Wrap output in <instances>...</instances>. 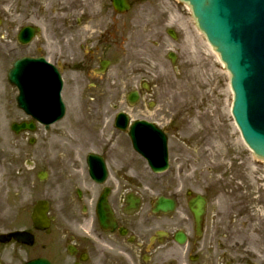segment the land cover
I'll return each mask as SVG.
<instances>
[{"label": "rangeland", "instance_id": "374dc122", "mask_svg": "<svg viewBox=\"0 0 264 264\" xmlns=\"http://www.w3.org/2000/svg\"><path fill=\"white\" fill-rule=\"evenodd\" d=\"M149 1L151 11L143 18L151 24L143 30L148 32L145 36L149 34L145 48L148 57L144 60L150 72L136 76L134 84L146 78L152 85L151 93L132 107L126 103L122 89L115 93L117 97L90 103L78 101L69 89L65 92L68 111L62 121L49 128L39 126L35 133L16 135L11 123L26 116L16 107L15 89L5 72L17 56L36 51L38 43L22 47L15 38L20 25L37 21L31 15L38 7L33 6L28 17L25 15L30 14V5L24 9L20 0H0V157H5L7 171L13 169L10 161L35 179L38 171H49L46 180L38 182L39 187L25 188L35 199L47 198L51 187H56L55 177L77 171L86 152L101 151V146L105 148L111 140L115 145L126 144L128 138L113 126L116 111L125 109L135 119L155 121L169 134L168 171L149 175L138 155L124 159L121 148L114 154L130 165L137 186L143 190L144 184H159L161 179L168 195H183L187 188L208 193L211 211L221 218L208 221L207 236L216 230L219 236L226 233L230 237V241L223 240L228 251L216 243L214 251L226 252L233 264H264V161L255 158L234 123L229 73L197 30L189 7L178 0ZM52 2L40 0L39 8ZM47 15L48 8L38 17L45 28ZM169 27L176 29L177 39L168 35ZM127 44L130 51V41ZM170 48L177 53L174 64L166 55ZM120 68L114 65L116 75H121ZM31 137H35L33 144L29 143ZM27 161H33L36 167L28 169Z\"/></svg>", "mask_w": 264, "mask_h": 264}, {"label": "flooded vegetation", "instance_id": "af4514ba", "mask_svg": "<svg viewBox=\"0 0 264 264\" xmlns=\"http://www.w3.org/2000/svg\"><path fill=\"white\" fill-rule=\"evenodd\" d=\"M137 1L131 0L133 8L139 10L136 15L119 14L111 0L55 1L47 47L35 54H43L58 68L64 82L63 96L70 89L69 93L81 100L117 97L113 90L119 85L110 77L112 66L104 73L100 70L104 62L112 65L120 58L119 50L129 40L133 51L143 49L147 31L143 32L141 14L145 6H138ZM29 5L32 8L34 0H28ZM123 59L129 64L139 60L131 54ZM119 71L123 76L129 74L124 66ZM122 150L124 159L131 158L128 145ZM96 153L105 160L106 179L96 182L89 176L87 155L81 172L59 173L56 187L49 192L43 222L33 220L35 201L29 195L24 197L25 188L38 187V181L24 168H16L14 161H10L13 169L7 171L5 157H0V264H28L39 259L50 264H190L185 261V250L194 264H217L210 251L214 243L229 250L223 241H230L226 233L219 236L215 230L207 242L196 234L188 191L185 203L178 204L175 211L154 212L157 197L153 194L165 193V181L147 185L143 195L135 190L130 165L117 158L110 146ZM203 195L209 202V196ZM128 196L139 198L140 203L128 204ZM220 218L208 203L203 233L208 221ZM181 230L187 234L186 246L177 239ZM15 232L20 234L12 235ZM226 255L218 252L219 264H224Z\"/></svg>", "mask_w": 264, "mask_h": 264}, {"label": "water", "instance_id": "95a60500", "mask_svg": "<svg viewBox=\"0 0 264 264\" xmlns=\"http://www.w3.org/2000/svg\"><path fill=\"white\" fill-rule=\"evenodd\" d=\"M183 1L191 5L199 28L226 63L231 73L234 92L232 113L236 123L255 154L264 158V0ZM115 4L120 11L128 8L127 0H115ZM29 63L26 60L17 61L10 73V80L21 89L18 97L20 106L49 124L63 115V105L58 95L46 99L35 94L32 76H24L25 67H31ZM138 124L148 126L152 131L146 132L144 141L139 142L142 138L138 137L136 128L133 130L137 148L152 146L157 137L152 133L159 134V131L149 123ZM14 127L19 131L23 128L33 129L35 125L31 122ZM159 137L162 153L158 161H151V164H161L166 168V140L164 136ZM164 203L172 205L173 201L168 199ZM199 214L200 211L195 210L197 217Z\"/></svg>", "mask_w": 264, "mask_h": 264}, {"label": "bare ground", "instance_id": "6f19581e", "mask_svg": "<svg viewBox=\"0 0 264 264\" xmlns=\"http://www.w3.org/2000/svg\"><path fill=\"white\" fill-rule=\"evenodd\" d=\"M210 47H211V45H210ZM211 49H212V51L214 52L215 56L217 57V55H216L214 49H213L212 47H211ZM201 50H202V49H201ZM195 52L198 53V54L200 53L198 50H197V51L195 50ZM202 52H203V51H202Z\"/></svg>", "mask_w": 264, "mask_h": 264}]
</instances>
